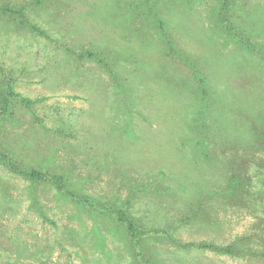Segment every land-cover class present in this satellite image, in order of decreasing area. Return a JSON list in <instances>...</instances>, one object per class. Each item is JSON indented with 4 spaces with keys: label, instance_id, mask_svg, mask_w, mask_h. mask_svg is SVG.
I'll return each mask as SVG.
<instances>
[{
    "label": "rangeland",
    "instance_id": "obj_1",
    "mask_svg": "<svg viewBox=\"0 0 264 264\" xmlns=\"http://www.w3.org/2000/svg\"><path fill=\"white\" fill-rule=\"evenodd\" d=\"M142 256L264 264V0H0V264Z\"/></svg>",
    "mask_w": 264,
    "mask_h": 264
},
{
    "label": "trees",
    "instance_id": "obj_2",
    "mask_svg": "<svg viewBox=\"0 0 264 264\" xmlns=\"http://www.w3.org/2000/svg\"><path fill=\"white\" fill-rule=\"evenodd\" d=\"M41 0H38V2H40ZM230 30V29H229ZM241 38V37H240ZM23 102H25L23 100ZM2 104L4 106L7 105L6 101H2ZM26 104H29V102H26ZM3 160L5 161V166L12 172L15 173L17 175H19L20 177H22L23 179L27 180V181H33V182H37L41 179V177L43 176L42 173L31 169H24V168H20L18 165L14 164V162L7 156L3 155ZM52 178H54L56 185L58 187V189L61 191V193H63L64 198L69 197L71 199H76V203L78 205H86L89 202L87 201V199H84L82 197H77L71 193L70 191H68V189H70V185H68V183L66 182V180H64L61 177L58 176H53ZM91 206V204H89ZM92 207V206H91ZM99 211H105L107 212L108 210H106L105 208L102 207H98ZM110 211V210H109ZM110 213L113 215V217H115V220L123 227V229L125 230L127 236L130 238V241H133V248H135L136 250L139 249L141 250V245L143 246V244H141V240L143 238H153V234L150 233L149 231L143 230L141 229L134 221L133 219L130 218V216L127 214V212L125 211V209L123 208H118L117 210H112L110 211ZM197 247L199 249L202 250H209V251H213L215 253H219L221 255H231L233 254V247H219L217 245L214 244H208V243H200L197 245ZM140 255H143L142 252H139ZM143 264H149L148 260L146 259L145 256H142V261Z\"/></svg>",
    "mask_w": 264,
    "mask_h": 264
}]
</instances>
